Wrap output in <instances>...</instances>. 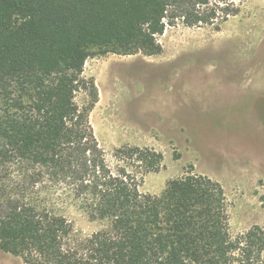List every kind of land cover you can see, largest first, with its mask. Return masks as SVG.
Listing matches in <instances>:
<instances>
[{
    "label": "trees",
    "instance_id": "1",
    "mask_svg": "<svg viewBox=\"0 0 264 264\" xmlns=\"http://www.w3.org/2000/svg\"><path fill=\"white\" fill-rule=\"evenodd\" d=\"M208 5L209 0H0L4 253L24 264H264V231L253 226L230 234L219 182L190 171L169 180L159 195L143 194V177L160 170L162 153L125 144L108 161L89 123L97 90L82 77L88 59L159 55L157 37L178 18L174 12L189 27L213 25L217 11ZM217 10L235 16L239 6ZM89 89V104L78 106L76 93ZM57 199L77 202L103 227L75 235L54 211Z\"/></svg>",
    "mask_w": 264,
    "mask_h": 264
},
{
    "label": "rangeland",
    "instance_id": "2",
    "mask_svg": "<svg viewBox=\"0 0 264 264\" xmlns=\"http://www.w3.org/2000/svg\"><path fill=\"white\" fill-rule=\"evenodd\" d=\"M239 1L209 0L213 25L189 27L174 12L157 37L161 54L97 56L82 73L97 90L89 123L107 160L125 144L162 153L160 170L143 177V194L159 195L190 171L219 182L233 236L264 231V0ZM237 6L235 16L217 10ZM90 91L76 93L78 106L89 104ZM53 209L75 235L103 227L75 201L57 199ZM0 264L24 262L0 249Z\"/></svg>",
    "mask_w": 264,
    "mask_h": 264
}]
</instances>
